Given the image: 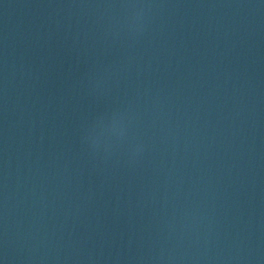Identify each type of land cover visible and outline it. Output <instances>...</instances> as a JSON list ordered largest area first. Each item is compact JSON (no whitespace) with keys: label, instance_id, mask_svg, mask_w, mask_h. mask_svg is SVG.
<instances>
[{"label":"water","instance_id":"95a60500","mask_svg":"<svg viewBox=\"0 0 264 264\" xmlns=\"http://www.w3.org/2000/svg\"><path fill=\"white\" fill-rule=\"evenodd\" d=\"M0 264H264V0H0Z\"/></svg>","mask_w":264,"mask_h":264}]
</instances>
